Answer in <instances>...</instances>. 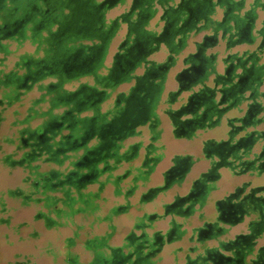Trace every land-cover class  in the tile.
<instances>
[{"label": "crops", "instance_id": "1", "mask_svg": "<svg viewBox=\"0 0 264 264\" xmlns=\"http://www.w3.org/2000/svg\"><path fill=\"white\" fill-rule=\"evenodd\" d=\"M24 1L26 16L52 10L49 0ZM7 4L16 8L12 1ZM60 4L53 23L29 17L33 21L25 37L6 43L15 45L11 56L30 47L17 55L26 62L21 73L27 76L50 59L48 41L61 36L65 25L79 32L91 29L72 43L76 49L108 44L99 68L77 69L64 82L49 73L41 82L59 86V96L75 94L76 102L57 112L74 111L86 133L85 149L75 154L96 162L97 180L86 189L91 207L73 215L95 216L107 224L103 235L87 245L92 255L87 264H177V243L198 238L201 247H190L193 256L179 253L187 264L209 246L199 239L206 225L218 227L222 242L235 238L226 237L229 226L264 216V0ZM93 8L101 13L98 25L88 17ZM93 27L102 29L106 40ZM145 34L153 41L131 60L129 49ZM255 175L263 177L254 180ZM124 228L129 243L107 242L114 229ZM73 237L65 238L67 264H76Z\"/></svg>", "mask_w": 264, "mask_h": 264}, {"label": "trees", "instance_id": "2", "mask_svg": "<svg viewBox=\"0 0 264 264\" xmlns=\"http://www.w3.org/2000/svg\"><path fill=\"white\" fill-rule=\"evenodd\" d=\"M9 1L16 5L15 9L9 8L8 0H0V68L5 65L7 57L12 53L6 41L21 40L25 37L26 32L30 30L27 26L33 21L29 17L41 16L45 23L50 24L60 16L59 10L62 6L60 0H49L51 11L47 13L33 11L26 16L24 13L27 4L24 0ZM106 1L112 3L115 0ZM100 15L99 8H93L88 17L98 25ZM84 16L86 17V14ZM16 22L17 24L13 25ZM65 26L61 36L48 41L52 55L42 63L41 71L37 69L30 74L31 76L23 75L18 71L26 65L22 57L16 62V68L13 70H0V123L5 120L6 111L18 105L17 108H13L14 118L11 121V126L15 128L14 137L4 136L0 140V163L9 167L19 166L26 170L24 181L30 185V192L22 197L26 202L33 201L47 209V212L40 213L48 226L61 225L62 218H70L90 208L91 194L87 193L86 189L88 184L96 181L98 177L93 171L96 167L94 158L86 154L77 157L75 154L79 149H85V127L80 124L70 108L64 109L62 113L57 112L60 107H69L75 103L77 100L75 94L63 91L59 96V86L45 85L41 82L49 73H55L64 82L77 69L99 68L107 53L108 44L90 50L76 49L72 43L90 33L91 29L83 28L79 32L75 26ZM31 31L39 39L38 30L32 28ZM92 31L95 35L98 34L102 41L106 40L102 29L93 27ZM131 31L137 33L139 28L132 25ZM140 37L139 44L143 52L149 48L153 38L147 34ZM89 53L93 58L88 60ZM74 62L85 64L70 70L63 68V65L67 67L68 63ZM34 87L39 94L25 104V97ZM81 97L86 99L87 96L82 93ZM4 143L13 145V150L5 152ZM261 154L263 157L264 146ZM260 165L263 168L264 162ZM11 193L17 194L18 190ZM236 217L229 218L241 219L245 216ZM248 228L247 233L219 242L218 246H205L195 258H189L187 264H264V243L261 245L257 243L258 238L264 239V216H254ZM218 233L219 231L212 236ZM144 247L152 248L148 242H145Z\"/></svg>", "mask_w": 264, "mask_h": 264}, {"label": "rangeland", "instance_id": "3", "mask_svg": "<svg viewBox=\"0 0 264 264\" xmlns=\"http://www.w3.org/2000/svg\"><path fill=\"white\" fill-rule=\"evenodd\" d=\"M9 48L15 49V45L10 44ZM25 48L30 47L26 45L18 52H14L13 56H8L5 65L0 70L9 71L16 68V60H21L17 55ZM18 71L21 72L22 70ZM38 94V91L35 90L29 92L24 99L25 104ZM17 107L18 105L13 106V108ZM13 118L14 116L9 112L8 121L0 129V140L4 136L14 137L15 128L11 126ZM13 148L11 144H3L5 152H11ZM25 175L26 170L22 167H9L0 163V264H67L65 261L67 250L65 238L71 235L74 236V244L70 246V250L75 256V263L87 264L92 256L89 254L90 250L87 249V245H92L91 239L94 237L103 235L108 229L107 224L99 222L95 216H72L62 218L60 220L61 225L48 226L40 213L47 212V209L42 204L33 201L26 202L22 197L30 192V185L24 181ZM261 177L263 176L255 175L254 180ZM13 190H18V193L21 194H12L11 191ZM50 215L54 216V214ZM250 218L252 217H248L244 223L235 227L229 226L226 237L233 238L239 232H248L249 228L246 222ZM136 224L139 225V222H133L132 226ZM219 235L220 233L216 235L218 236L217 239H203V242L209 246H218ZM125 237V228L119 231L114 229V237L106 241L123 246L129 243ZM186 238L177 243L180 246V249H176L175 252L177 264H184L186 260L184 255L179 258V253L190 252L193 256L194 253L190 250L194 247H201L198 238ZM99 241L100 239L95 242ZM95 242L93 245L96 244ZM257 243L258 245L263 244L264 239L258 238ZM114 258L112 256L111 260L113 261Z\"/></svg>", "mask_w": 264, "mask_h": 264}, {"label": "flooded vegetation", "instance_id": "4", "mask_svg": "<svg viewBox=\"0 0 264 264\" xmlns=\"http://www.w3.org/2000/svg\"><path fill=\"white\" fill-rule=\"evenodd\" d=\"M16 23H14L13 25H16ZM16 28V27H15ZM142 47L140 46V44H137L136 46L132 47L129 49V55L131 58L136 57L137 55H139L141 53ZM65 54H63L64 56ZM85 63H68V66L66 67L65 65H63V68H68L69 70L72 68H77L80 66H84ZM67 69V70H68ZM227 217H231V216H227ZM219 229L216 225L214 224H208L206 225L199 233V239H203V237H210L212 236L215 232H218Z\"/></svg>", "mask_w": 264, "mask_h": 264}]
</instances>
